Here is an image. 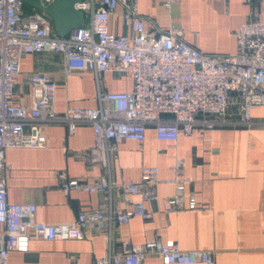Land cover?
<instances>
[{
    "label": "built area",
    "instance_id": "2783aa9c",
    "mask_svg": "<svg viewBox=\"0 0 264 264\" xmlns=\"http://www.w3.org/2000/svg\"><path fill=\"white\" fill-rule=\"evenodd\" d=\"M52 1L41 0L43 6ZM175 2L165 0L164 6L171 8ZM75 8L84 14L82 26L60 37L47 14L21 0H0V172L7 150L46 147L42 126L65 124L73 135L80 124H88L94 134L90 157L105 174L93 184L61 175V188L65 194L72 190L99 193L103 200L70 223H41L34 204L9 201L6 179L0 174V264H9L12 252L28 253L34 239L56 242L89 236H104L107 241L106 254L93 264H144L149 257L164 264H215L210 251H184L174 240L159 236L140 245L124 242L120 252L113 251L116 227L134 218H153L147 204L159 199L161 185L175 189L173 195L161 198L165 214L197 210L198 204L194 198L185 200L190 179L182 158H176L166 179L160 177L157 166H146L138 182L129 180L118 186L112 180V159L125 140L143 144L149 128L155 130L158 141L177 142L181 134L193 136L198 127L255 125L252 112L264 106V14L236 31L235 54H208L186 41L181 29L149 32L139 0H83ZM113 17H119L132 35L112 33ZM43 53L62 55L66 75L91 72L97 80L105 73L127 75L133 89L98 90L97 107H68L59 114L55 110L56 81L34 75L30 80L32 106L15 105L22 59ZM234 97L239 100V111L231 115L228 109ZM117 189L139 198L116 206L113 193Z\"/></svg>",
    "mask_w": 264,
    "mask_h": 264
},
{
    "label": "crops",
    "instance_id": "0c3cea01",
    "mask_svg": "<svg viewBox=\"0 0 264 264\" xmlns=\"http://www.w3.org/2000/svg\"><path fill=\"white\" fill-rule=\"evenodd\" d=\"M164 3L165 0H139L148 31L181 29L186 41L208 54H235L236 31L264 14V0H176L171 8ZM110 31L127 36L133 33L119 17H113ZM65 65L59 54L25 56L13 103L32 106L30 80L34 75L56 81L55 110L59 114L68 107H97L98 90L133 89V81L127 75L105 73L97 80L91 72L66 75ZM228 111L231 115L238 113L237 98H232ZM252 118L256 124L250 128L198 127L193 136L181 134L177 142H160L155 130L149 128L143 144L131 140L120 143L111 165L115 185L129 180L138 182L146 166H157L160 177L166 179L176 158H182L190 179L185 200L194 198L198 209L165 214L161 198L173 195L175 189L161 185L159 199L147 204L153 218H134L129 224L116 227L113 251L120 252L124 242L140 245L159 236L174 240L184 251H210L215 264H264V106L255 108ZM42 128L46 147L7 150L5 168L0 174L6 179L11 203L34 204L38 222L67 224L79 213L96 209L103 197L83 190L65 194L61 175L93 184L105 171L90 157L94 146L90 125L80 124L73 135L65 124ZM138 198L117 189L113 204L123 206L126 200L134 202ZM106 252L104 236L56 242L34 239L28 253L12 252L9 264H93ZM144 264L164 263L149 257Z\"/></svg>",
    "mask_w": 264,
    "mask_h": 264
},
{
    "label": "water",
    "instance_id": "95a60500",
    "mask_svg": "<svg viewBox=\"0 0 264 264\" xmlns=\"http://www.w3.org/2000/svg\"><path fill=\"white\" fill-rule=\"evenodd\" d=\"M24 4L47 14L54 26L56 34L65 37L74 29L82 26L84 14L75 8L83 0H53L48 6H43L41 0H21Z\"/></svg>",
    "mask_w": 264,
    "mask_h": 264
},
{
    "label": "rangeland",
    "instance_id": "374dc122",
    "mask_svg": "<svg viewBox=\"0 0 264 264\" xmlns=\"http://www.w3.org/2000/svg\"><path fill=\"white\" fill-rule=\"evenodd\" d=\"M28 6V5H27Z\"/></svg>",
    "mask_w": 264,
    "mask_h": 264
}]
</instances>
